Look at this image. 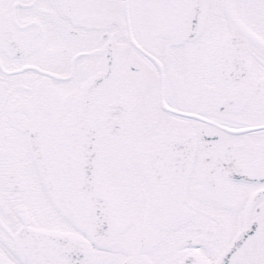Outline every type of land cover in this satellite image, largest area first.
Listing matches in <instances>:
<instances>
[{"label": "snow or ice", "instance_id": "1", "mask_svg": "<svg viewBox=\"0 0 264 264\" xmlns=\"http://www.w3.org/2000/svg\"><path fill=\"white\" fill-rule=\"evenodd\" d=\"M0 264H264V0H0Z\"/></svg>", "mask_w": 264, "mask_h": 264}]
</instances>
